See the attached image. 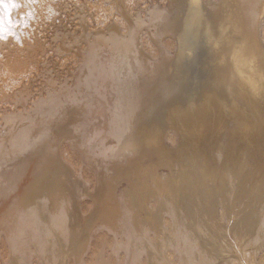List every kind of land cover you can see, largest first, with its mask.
<instances>
[{
  "label": "bare ground",
  "instance_id": "obj_1",
  "mask_svg": "<svg viewBox=\"0 0 264 264\" xmlns=\"http://www.w3.org/2000/svg\"><path fill=\"white\" fill-rule=\"evenodd\" d=\"M190 1L191 3L189 0H181V4L184 2L186 10L184 11L185 14L182 15L183 21L180 25L178 24L179 27L176 30L169 29L167 27L168 21L161 19V16V20L159 19L158 26H156L158 28L156 41L159 43L165 38L164 33H169V30L172 32L171 38L173 39L171 40L169 37V41L176 40L178 42L177 50L173 52L174 55L170 56L168 51L164 50L160 62L151 61V58L150 60L146 59L149 61L147 64L142 56L144 49H138L140 44L139 31L136 26L138 24L133 27L128 40H121V43L112 42L114 44L112 50L117 51L118 55L120 54V60L125 62L126 69L123 70V73H118L113 77V83L112 80L110 81L113 96L102 125L97 128L92 127L91 130L88 129L89 127L87 128V122L90 121L89 116L91 115L89 106L91 102L88 100L90 99L88 94L87 102H83V108H81L85 115H83V120L79 122H76L75 118H68L69 113H67L66 107L60 105L59 100L57 101L58 97L55 98L56 100L53 99L47 103L48 106L40 114L43 115L50 109L51 111L49 110L50 112L46 115L53 114L52 118H43L38 125L32 128L29 126V132L32 133L35 128H44L54 117L58 116L63 121L62 127L51 138L46 137L41 144H38L36 151L31 152L40 151V159L46 164L45 171L36 181L31 182L27 194L17 206H11L0 213V235L4 233L11 237L21 236L25 230H31L27 227L30 223L37 226L41 219H46L44 220L46 222L52 219V216H58L61 221L64 220V223L70 225L71 228L73 227V230L68 232L69 240L73 238L71 241L79 235L83 234L84 236V233L90 230V225L96 221H103L105 225L109 224L108 227H114L121 217L128 222L131 228L140 232L147 225L160 226L161 218L166 214H173L175 210L179 209L181 211L187 210L189 201L192 203L191 200H194L195 197L199 198L204 210H215L217 206H219L218 209L224 208L226 206L225 196L227 197L228 192H232V197L235 194L239 198L240 196L244 197V195L252 196L249 200L255 210L251 209L253 211L250 213L251 220L244 223L246 225L245 232L239 234L237 238L240 239L241 237L243 240L244 235L245 237L248 236L245 239L247 248L244 249L246 257L244 262L254 258V253L249 249L251 247L256 248L257 245L258 247L264 245V0H238L237 8L239 10L236 9L237 11H235L234 9L233 12L230 7L231 13L237 16L236 23L231 22L232 24L225 22L228 16L220 18L222 12L219 10L208 12L211 19L205 18L200 7L201 0ZM225 1L231 3L233 0ZM227 3L224 4L227 7L223 6V3L220 6L228 13L229 5ZM226 8L228 9L226 10ZM221 10L223 11V9ZM172 18L178 23L181 19H179L178 12ZM231 26H233L231 30L233 47H230V52H227L225 56V52L222 54L216 52L219 55L217 60L199 62L205 56V51L208 50L206 45H208L209 38L211 40L213 37L222 35L220 29L230 36ZM168 39L165 38V41L167 42ZM202 44L205 45V48ZM91 49V46L87 49V59L90 65L93 62ZM210 51L215 54L212 49ZM105 53L107 54V52ZM143 54L145 56V53ZM159 63L161 66L158 65ZM121 64L123 63L121 62ZM121 64H119L121 67H116L117 70L122 68ZM197 66L199 68H196ZM252 68H254V72H251L253 71ZM197 69H200L199 75L194 73ZM248 69L250 70L249 73ZM102 75L95 76L99 78ZM154 75L158 77H153ZM138 80L145 83L150 81L148 85L150 83L152 85L151 80H153V92L148 96L157 103L159 102L156 105L159 112L162 113L161 118L170 121L164 123L173 124L172 120L174 119L172 118H175L174 122L177 121L176 118L179 117V113L183 118L190 117L191 122L188 125L189 129H187L189 135L183 139L184 143H179L180 145L174 147L172 144L165 149L166 146L161 140L157 141L160 153L164 152L160 154L159 160H154L151 157L155 154L154 147L151 151V148L148 149L140 144L138 148L140 161L132 163L134 159L132 156L127 157L132 159L131 161L119 158L118 152L123 154L127 149L117 152L116 144L125 143L119 137L121 135L127 137V133L133 132L139 125L140 118H136L135 107L138 100L141 102L145 86L141 90L139 88L135 93L133 89L138 88ZM91 84L92 81L89 82V86ZM81 85L80 88L85 90V95L87 82ZM148 85L146 83L147 87ZM110 90L106 89V91ZM139 91H141L140 94H138ZM226 92L229 93L231 99L225 98V95L222 96ZM94 93L96 94L95 91ZM184 95L186 99H184ZM108 99L110 100V98ZM147 99L144 102L146 104L150 102ZM95 105L96 103L94 107ZM196 105L202 108L197 109ZM195 106L196 112H200V117L194 111ZM154 109L157 113L155 105ZM59 110L62 113L57 114ZM150 111L152 112V110ZM146 115L148 116L147 113ZM158 117H160L159 114ZM212 120L217 122L207 123ZM178 122L181 123V120ZM54 137L58 139L57 146L53 141ZM166 137L164 138L167 139L166 143H173L175 140L173 133L166 135ZM126 140L129 149L134 140L130 138H126ZM60 141L70 143L80 151V155L87 157L85 163L95 172V187L91 191L88 189L87 182L84 179L77 181L79 175L72 171L66 161L60 159L63 156L60 149L64 145L60 144ZM56 147L59 148L57 153L60 157L55 153ZM20 164L21 161L18 165L15 162L1 175L0 187L6 183L1 187L0 192L5 191V188L16 178ZM160 168L164 171H159ZM119 179H125L128 185L120 192L117 191L116 186V182L120 181ZM85 198L91 200L92 206L91 209H88L90 210L88 214L83 216L78 210ZM194 203L196 204V202ZM192 211L194 212V210ZM176 212L179 213L180 211ZM182 212L184 215L185 211ZM39 214H41L40 217ZM193 216L195 215L193 214ZM170 219L172 220V218ZM119 226L121 228L122 225ZM152 228L154 229V227ZM69 243L71 242L69 241ZM180 243L178 244L180 245ZM173 245H175L174 242ZM77 247L82 248V246ZM241 248L243 249V246ZM14 255L16 254L14 253L13 257ZM17 259L15 257V261ZM226 262L228 261L225 260Z\"/></svg>",
  "mask_w": 264,
  "mask_h": 264
},
{
  "label": "rangeland",
  "instance_id": "obj_2",
  "mask_svg": "<svg viewBox=\"0 0 264 264\" xmlns=\"http://www.w3.org/2000/svg\"><path fill=\"white\" fill-rule=\"evenodd\" d=\"M220 1L222 0H201L200 7L204 17L210 18L211 15L208 12L219 10L222 12L220 18L228 16L225 22H229V24L231 22L236 23L237 16L231 13L230 7L233 12L234 9L235 11L239 10L237 8L239 1L233 0L231 3H227L225 0H223L224 2ZM18 2L21 7L12 9L11 13L12 19L16 23L6 25L4 30L0 32V177L15 162L18 165L21 161V164L16 178L5 188V191L0 192V213L11 206H17L19 201L27 194L31 182L36 181L45 171L46 164L40 159V151L37 153L31 152L36 151V146L41 144L46 137L51 138L56 131H59L63 121L58 116L54 117L44 128H35L32 133L29 132V129L38 125L43 118H52L53 114L46 115L51 111L50 109L45 114H40L48 106L47 103L58 97L57 101L59 100L60 105H64L67 113H69L68 118H75V121L79 122L83 120V115H85L83 114L84 110L81 108H83L82 103L87 102L88 94L90 95L88 100L91 102L89 103L91 115L89 116L90 121L87 122V128L89 127L88 129L91 130L92 127L97 128L102 125L113 96L110 81L126 69L125 62L120 60V54L118 55L117 51L112 50L114 47L112 42L121 43V40H128L133 27L138 24L136 25L139 31L138 36H140L138 49H144L143 52L141 51L143 60L152 58L151 61L160 62L164 50L172 56L178 47L176 40H173L172 43L168 39L172 36L170 30L169 33H164V37L168 39L167 42L165 38L160 43L156 41L158 29L156 26H158L160 16L161 19L168 21L167 27L169 29L176 30L182 23V15L185 14L184 11L186 10L184 2L181 4V0H18ZM225 2L229 5V9L226 8L228 13L224 11L223 7L221 8L222 3L223 6L227 7L224 5ZM189 3H191L190 0ZM234 5H237L236 8ZM177 12L179 19L181 18L179 23L172 18ZM233 26L229 30L230 36L220 29L222 35H218L216 38L213 37L211 40L209 38L208 45H206L208 50L205 51V56L199 62L217 60L219 55L216 52L219 54L225 52L224 56L227 52H230V47H233V36H231ZM90 46L93 58L91 65L87 59V49ZM202 46L205 48V45L202 44ZM210 49L215 51V54H212ZM143 53L150 58H146ZM145 62L149 64V61L146 60ZM119 64L122 65L121 70H117L121 67ZM158 65L161 66V63ZM252 69L251 72H254V68ZM109 72L112 73L109 74ZM194 73L199 75L200 69L195 70ZM94 74L97 76L103 75L98 78ZM157 75L153 77H158ZM90 81L94 85L89 86ZM151 81L153 86L151 83L148 85V82H150L148 81L146 82L147 87L145 82L138 80V88L133 89L135 93L139 88L141 90L145 86L142 92L143 99L141 98V102L138 100V103L141 104L137 103L135 107L136 118H140L139 125L136 126L133 132L127 133V137L122 135L119 137L125 143L116 144L117 152L127 149L123 154L118 152L119 158L130 160L127 157L132 156L134 158L131 159L132 163L140 161L138 159L140 144L148 149L151 148V151L154 147L155 154L151 155V152L150 155L154 160H159L160 154L164 152L160 153L157 141L161 140L166 149L172 144L174 147L184 143L183 139L189 135L187 129H189L188 125L191 122L190 117L183 118L179 113V117L176 118L177 121L174 122L175 118H172L174 119L172 120L173 124H170L173 127L164 123L170 121L161 118L162 113L157 108L159 102L157 103L149 97L154 88L153 80ZM86 82V93L84 95L85 90H81L80 86ZM109 83L110 87L108 86ZM93 89L96 94L92 91ZM106 89L112 91H106ZM224 95L225 98L231 99L228 92L222 96L224 97ZM154 98L156 99V96ZM145 99L150 101V106H148L149 103H144ZM184 99H186L185 95ZM94 102L96 103L95 107ZM154 105L156 111H158L157 113L154 111ZM196 106L193 109L200 117V112H196ZM199 107L197 106V109ZM194 111L191 110L193 113ZM144 112L145 114H143ZM60 113L62 111L59 110L57 114ZM158 114L160 117H158ZM179 119L181 123L178 122ZM216 122L212 120L207 123ZM29 126L30 128H28ZM170 132L173 133L175 140L173 143H166L167 139L164 138H167L166 135L168 134L171 135ZM24 134L26 135L22 137ZM54 138L53 141L57 146L58 139L55 138V141ZM126 138L134 140L129 149ZM138 139L139 141H137ZM60 144H64L60 149V153L64 157H60L57 153L58 147H56L55 153L58 154L60 159L67 162L75 174L79 175L77 181L84 179L91 191L95 187V172L85 163L87 157L80 155V151L70 143H66V141H60ZM161 171H164V169ZM119 180L116 182L118 192L128 186L125 179ZM244 197L240 196L239 198L236 194L232 197V192H228L227 197L225 196L226 206L220 209L217 206L215 210L211 211L204 210L199 198L195 197L193 198L195 201L191 200L192 203L189 201V205L186 207L187 210H182L185 211L184 215V212L180 209L175 210L173 214L162 216L160 226L147 225L140 232L131 228L123 217L117 222V227H108L109 224L105 225L103 221H96L91 224L93 226L90 225L91 231L84 233V236L83 234L79 235L73 241H71L73 238L69 240L68 236V232H71L73 227L71 228L70 225L64 223V220L61 221L58 216H52V219L48 220L49 222H44L46 219H41L42 224L40 222L37 223V226H33L30 223L27 227L31 230H25L21 236L11 237L1 233L0 264H264L263 244L259 245L260 247L257 245L258 248L255 246L257 249L251 247L249 250L254 253V258L244 262L246 261L244 249L247 248L245 239L248 236L245 237L244 235L243 240L241 237V240L237 237L245 232L246 225L244 223L251 220L250 213L255 210L250 202L252 196L244 195ZM91 206V200L85 198L78 211L85 216L90 211L88 209H91ZM176 211L180 212L177 213ZM119 225H122L121 228ZM181 226L184 228L182 229ZM75 241H78V243ZM173 242L175 245H173ZM77 246H82L83 249H79ZM14 253L18 257L16 255L13 257ZM15 257L18 258L17 261H15ZM224 259L228 262L225 263Z\"/></svg>",
  "mask_w": 264,
  "mask_h": 264
},
{
  "label": "snow or ice",
  "instance_id": "obj_3",
  "mask_svg": "<svg viewBox=\"0 0 264 264\" xmlns=\"http://www.w3.org/2000/svg\"><path fill=\"white\" fill-rule=\"evenodd\" d=\"M21 7L18 0H0V32H2L6 25L16 23L12 19V9Z\"/></svg>",
  "mask_w": 264,
  "mask_h": 264
}]
</instances>
